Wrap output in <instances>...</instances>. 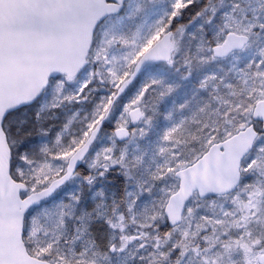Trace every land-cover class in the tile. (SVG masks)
<instances>
[{"label":"snow or ice","instance_id":"6c2138e0","mask_svg":"<svg viewBox=\"0 0 264 264\" xmlns=\"http://www.w3.org/2000/svg\"><path fill=\"white\" fill-rule=\"evenodd\" d=\"M0 264H264V0H0Z\"/></svg>","mask_w":264,"mask_h":264}]
</instances>
